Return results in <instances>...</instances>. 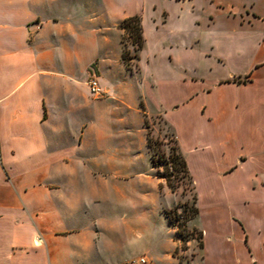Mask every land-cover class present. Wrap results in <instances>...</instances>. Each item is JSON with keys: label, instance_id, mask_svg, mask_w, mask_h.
I'll return each mask as SVG.
<instances>
[{"label": "rangeland", "instance_id": "rangeland-1", "mask_svg": "<svg viewBox=\"0 0 264 264\" xmlns=\"http://www.w3.org/2000/svg\"><path fill=\"white\" fill-rule=\"evenodd\" d=\"M102 1L96 0L97 14L106 26L99 36L106 42L111 66L109 74L103 75L122 86L124 102L103 104L100 116L105 117L112 143L105 151L91 153L90 163L78 170V180L64 186L65 202L72 203L71 208L65 204L64 223L79 228L50 231V245L44 252L54 259L52 264H127L142 257L147 264H207L206 258L216 251L233 254L232 248L241 243L240 232L226 215L236 200L224 188L233 192L235 181H224L221 171L235 160L238 150L233 145L222 155L219 142L225 128L236 138L241 120L234 112L222 117L220 101L222 97L233 101L239 93L224 88L208 95L206 89L247 68L248 60L238 54V48L249 44L251 34L261 29L256 22L241 25L233 15L241 10L247 14L253 7L263 14L264 0H135L137 9H143L146 42L137 52L139 59L131 61L132 72L117 61L124 48L135 55V47L128 41L121 44ZM102 92L99 100L111 96ZM201 105L214 111L212 120L198 113ZM210 139L216 155L206 150ZM175 142L187 156L194 186L180 180L179 166L171 164ZM166 170L173 190L166 182ZM195 192L200 214L190 220ZM201 231L207 243L204 250ZM58 241L62 244L57 253ZM83 242L91 245L80 249ZM234 262L232 256L224 263Z\"/></svg>", "mask_w": 264, "mask_h": 264}, {"label": "crops", "instance_id": "crops-1", "mask_svg": "<svg viewBox=\"0 0 264 264\" xmlns=\"http://www.w3.org/2000/svg\"><path fill=\"white\" fill-rule=\"evenodd\" d=\"M102 5L122 44L119 23L142 17L143 9H137L135 0H103ZM97 9L96 0H0V264L54 262L44 252L49 232L79 228L64 223V209L72 207L65 202L64 186L78 180V170L90 163L91 153L112 143L101 110L107 100L124 102V96L122 86L103 75L111 66L99 36L106 21H100ZM233 17L241 25L257 23L261 33H252L246 38L250 43L238 48L247 68L206 91L210 95L230 88L239 93L233 101L221 98L222 117L234 112L241 121L236 138L230 128L224 129L219 149L222 155L233 145L238 150L221 175L224 181H235L233 192L224 188L236 200L226 218L239 228L241 243L232 248L233 254L219 250L206 262L225 264L233 256L234 264H264V13L253 7ZM208 28L212 33L211 24ZM122 53L117 64L128 71ZM93 76L110 97H93L88 86ZM198 113L208 120L215 114L207 105ZM209 141L206 150L216 155ZM56 243L58 253L62 242ZM90 245L83 242L79 248Z\"/></svg>", "mask_w": 264, "mask_h": 264}, {"label": "trees", "instance_id": "trees-1", "mask_svg": "<svg viewBox=\"0 0 264 264\" xmlns=\"http://www.w3.org/2000/svg\"><path fill=\"white\" fill-rule=\"evenodd\" d=\"M119 28L123 31V36H122V43L125 45V42L128 41L130 42L134 47H135V55H131L128 51H126V49L124 48L123 53H122V62L124 63V65L126 66L127 70L132 72V66H131V61L132 59H139V55H137V52H140L143 50L144 45H145V39H144V32H143V25H142V18L140 16H133V17H129L126 18L124 20H122L119 23ZM238 82H242V81H238ZM143 111L144 108H142ZM145 126L147 129H149L148 123L147 121H145ZM148 138H147V144L148 147L150 149L153 148L152 146V142H151V134L148 131ZM177 143V142H175ZM155 159L156 157L153 156L152 157V161L155 163ZM169 159L171 160V164L174 166H179L178 169L179 171L182 173L180 176V180H188V183L193 184V178L191 176L190 173V169L188 167V163L186 158L184 157V155L182 154V152L180 151V148L178 146V143L174 146L171 147V153L169 155ZM166 169H169V165L168 163L164 164ZM166 182L168 184V186L170 187V189H174L175 187L172 186L170 183V176L166 170ZM193 190L195 191V188H193ZM196 194V192H195ZM195 202H196V207L194 208L193 214L190 217V220L195 219L198 215H199V208H198V199H197V195H195ZM167 216L168 218H171L170 214L167 212ZM200 236H201V248L203 249V234L202 232H200Z\"/></svg>", "mask_w": 264, "mask_h": 264}, {"label": "built area", "instance_id": "built-area-1", "mask_svg": "<svg viewBox=\"0 0 264 264\" xmlns=\"http://www.w3.org/2000/svg\"><path fill=\"white\" fill-rule=\"evenodd\" d=\"M88 86L90 89V93L95 96L96 98H101L103 96V92H102V88L100 86V83L97 79V77H91L88 80ZM127 264H147V259L142 257L140 258L138 261H134L131 263H127Z\"/></svg>", "mask_w": 264, "mask_h": 264}]
</instances>
